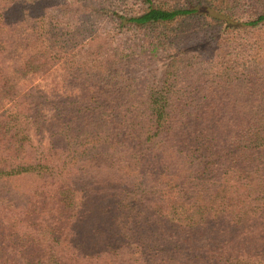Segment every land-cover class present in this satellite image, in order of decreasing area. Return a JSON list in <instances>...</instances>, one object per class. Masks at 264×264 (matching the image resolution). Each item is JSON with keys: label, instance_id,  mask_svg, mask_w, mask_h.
<instances>
[{"label": "trees", "instance_id": "obj_1", "mask_svg": "<svg viewBox=\"0 0 264 264\" xmlns=\"http://www.w3.org/2000/svg\"><path fill=\"white\" fill-rule=\"evenodd\" d=\"M92 13L139 44L102 54ZM203 28L213 72L181 97L173 46ZM263 43L260 0H0V264H264Z\"/></svg>", "mask_w": 264, "mask_h": 264}, {"label": "rangeland", "instance_id": "obj_2", "mask_svg": "<svg viewBox=\"0 0 264 264\" xmlns=\"http://www.w3.org/2000/svg\"><path fill=\"white\" fill-rule=\"evenodd\" d=\"M104 5L108 3L110 0H99ZM131 3H134L135 0H129ZM246 2H255L256 0H244ZM264 1V0H260ZM137 2L135 3L136 7ZM66 19V18H65ZM79 22L83 23V32L84 35H80L82 39H88L89 35L93 34L94 26L95 28L98 27V32L102 35L101 41H105V44L101 47L102 54L104 51L108 49V55L111 53H117L118 55H121L122 57H125L129 52L130 45L136 47L137 44H139V41L137 38L131 37L130 32H121L118 29H115L114 26L111 24V22L105 17V15L100 16H94V14H88V15H80L78 20L76 21V25ZM94 23V24H93ZM78 27V26H77ZM181 27H184L188 29L189 32H192L196 30L195 26H187L185 27L182 25ZM180 27V28H181ZM201 32L196 35H192L188 38H184L182 42L176 43L173 46V50H176L177 52L182 53L181 57L184 59L185 63L182 64L183 68L187 72V75H185L183 88L181 91V97H189V96H198L202 95L204 92L200 88H197L199 82H207L208 79L211 77V73L213 72L212 67L215 64L213 62L212 58L214 57L215 49L211 45H207V42H203L205 39L209 41L211 38V41L215 42L217 39V36L219 34V30H212V32H207L206 34V28L203 29H197ZM181 32V31H180ZM188 32V33H189ZM252 35H247V37H250ZM246 37V38H247ZM250 39L248 38L247 42H245L248 46ZM89 49H79V53H77V56H80L82 59L85 60H91L93 57V50L98 49L96 46L92 45L93 43H89ZM264 46V43H263ZM114 49V50H113ZM228 49V48H226ZM124 50V51H122ZM238 50V49H237ZM264 50V48H263ZM177 52L169 50V53L172 55H178ZM250 56L247 58V60H240V64L237 68L240 69V67H248V70H251L252 58L257 57V52H253L252 50L249 51ZM169 54V55H170ZM209 60H211L209 62ZM169 61V57L165 54H160L158 56L154 57H148L146 58V61L138 62L136 65L131 66L128 69L132 70V74L134 76L139 77L138 82L153 80L154 78L159 79L165 69L166 63ZM223 67V65H221ZM63 69L57 68L53 70V72L47 77V79L38 78L35 79L34 84H41L42 88H47L48 85H51L49 87H52L54 83H58V87H62V80H63ZM156 79V80H157ZM78 89L70 87V89L67 91V95L77 94ZM80 93V91H79ZM25 182L23 181H13L11 183L12 189H19L20 191H23V188L28 189L30 187H22ZM33 185V183L31 184Z\"/></svg>", "mask_w": 264, "mask_h": 264}]
</instances>
